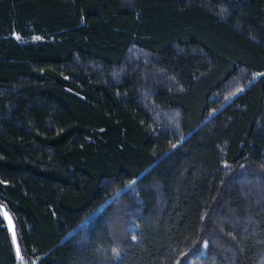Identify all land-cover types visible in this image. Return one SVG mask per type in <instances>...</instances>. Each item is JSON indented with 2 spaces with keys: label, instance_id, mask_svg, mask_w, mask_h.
<instances>
[{
  "label": "trees",
  "instance_id": "trees-1",
  "mask_svg": "<svg viewBox=\"0 0 264 264\" xmlns=\"http://www.w3.org/2000/svg\"><path fill=\"white\" fill-rule=\"evenodd\" d=\"M3 208L0 264H264V0H0Z\"/></svg>",
  "mask_w": 264,
  "mask_h": 264
},
{
  "label": "rangeland",
  "instance_id": "rangeland-1",
  "mask_svg": "<svg viewBox=\"0 0 264 264\" xmlns=\"http://www.w3.org/2000/svg\"><path fill=\"white\" fill-rule=\"evenodd\" d=\"M0 213L6 219L8 230H9V234H10V238H11V242H12V245H13V249L15 251V254H16L17 258L20 259L21 258V253H20V249H19V246H18V241H17V237H16V231H15V227H14V223H13L12 217L10 216V214L4 208L0 210Z\"/></svg>",
  "mask_w": 264,
  "mask_h": 264
},
{
  "label": "snow or ice",
  "instance_id": "snow-or-ice-1",
  "mask_svg": "<svg viewBox=\"0 0 264 264\" xmlns=\"http://www.w3.org/2000/svg\"><path fill=\"white\" fill-rule=\"evenodd\" d=\"M206 246V245H205Z\"/></svg>",
  "mask_w": 264,
  "mask_h": 264
}]
</instances>
